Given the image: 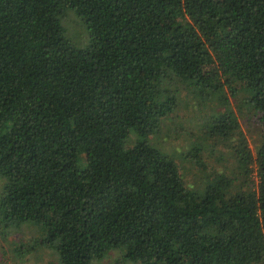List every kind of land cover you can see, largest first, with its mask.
Listing matches in <instances>:
<instances>
[{
  "label": "trees",
  "instance_id": "1",
  "mask_svg": "<svg viewBox=\"0 0 264 264\" xmlns=\"http://www.w3.org/2000/svg\"><path fill=\"white\" fill-rule=\"evenodd\" d=\"M25 231L48 264H264V0H0V234Z\"/></svg>",
  "mask_w": 264,
  "mask_h": 264
},
{
  "label": "rangeland",
  "instance_id": "2",
  "mask_svg": "<svg viewBox=\"0 0 264 264\" xmlns=\"http://www.w3.org/2000/svg\"><path fill=\"white\" fill-rule=\"evenodd\" d=\"M62 26L64 30L65 36L77 47H83L86 45L88 41V35L85 26L80 22V20L75 16V14L72 11H68L65 13V16L62 18ZM180 117L183 116V111L178 113ZM190 116L192 117V112L190 113ZM241 129L243 134L245 135L248 146L250 148L254 149V146L258 144V142L261 141V128L259 125H251L246 119H242V117H239ZM185 127L188 131H190V128L192 129L194 125V122H187L185 121ZM178 127V124H172V122L167 121L165 125H162L160 130L162 133L172 135V131L175 130V128ZM168 138V137H167ZM175 143V142H174ZM166 146V145H165ZM166 148H169V145L166 146ZM224 164H221L220 166H223ZM186 180H191V175L186 176ZM24 233V234H23ZM35 235L33 238H37V233L34 231ZM8 233H2L0 234V264L2 263V259L8 260L10 259L7 264H22V262L19 259L15 258V254L12 251V248L10 245L15 247H20V252L24 253L22 256L23 261H25L26 264H48L49 258L45 255L41 257V254L36 253L34 250H30L32 245L31 239L32 235L29 231L22 232L21 234H8ZM13 236V237H12ZM5 238H14L13 241L7 242L4 240ZM3 249V250H2ZM32 249V248H31ZM28 252L26 253V251ZM30 250V251H29ZM4 251V252H3ZM105 264H131V262L123 259L121 254L118 251L112 252L111 257L106 260Z\"/></svg>",
  "mask_w": 264,
  "mask_h": 264
}]
</instances>
